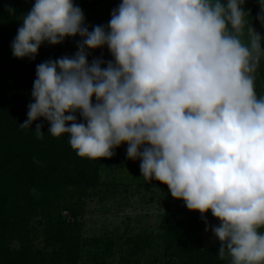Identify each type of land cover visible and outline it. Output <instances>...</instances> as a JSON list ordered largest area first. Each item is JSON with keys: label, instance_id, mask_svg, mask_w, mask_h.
I'll use <instances>...</instances> for the list:
<instances>
[{"label": "trees", "instance_id": "1", "mask_svg": "<svg viewBox=\"0 0 264 264\" xmlns=\"http://www.w3.org/2000/svg\"><path fill=\"white\" fill-rule=\"evenodd\" d=\"M150 1L162 5L151 32ZM184 15L166 0H0V50L14 49L12 62H0V264L84 261L96 242L82 241L77 216L103 166L87 135L102 136L101 146L125 134L159 137L167 264H238L255 251L240 219L231 241L205 249L194 191L206 167L236 151L251 155L254 145L264 155V0H205L192 30ZM221 43L231 44L227 61ZM219 192L245 221L264 215L235 182ZM132 244L147 246L141 237Z\"/></svg>", "mask_w": 264, "mask_h": 264}, {"label": "rangeland", "instance_id": "2", "mask_svg": "<svg viewBox=\"0 0 264 264\" xmlns=\"http://www.w3.org/2000/svg\"><path fill=\"white\" fill-rule=\"evenodd\" d=\"M177 9L184 11L188 29L199 24L198 13L205 0L194 4L184 0H166ZM188 1V0H187ZM186 1V2H187ZM106 3L99 9V29L104 30L107 22ZM162 5L149 2L147 30L157 29L161 20ZM240 42L249 43V35L241 32ZM231 44H220V61H227ZM14 49L0 50V62L10 63ZM99 143L98 152L103 157L100 186L91 191L81 202L77 216L81 224L82 241L96 242L84 250L85 259L81 264H167L162 251L160 225L165 215L164 194L158 185L160 140L157 135L125 134L119 145H109L102 136L87 135L86 140ZM254 147V148H253ZM251 146V155L236 151L227 163L206 167L196 180L195 195L202 198L204 222L201 237L205 249L231 241L234 237L236 219L244 221L250 233L255 251L238 264H259L264 251V215L246 220L243 212L225 208L221 204L219 188L235 182L238 188L251 191L264 205V155L256 146ZM215 191L208 192L207 186ZM69 219V213H64ZM76 221L74 217H70ZM138 237L147 242L143 251L132 244ZM15 244V243H14ZM36 248L43 247L36 239Z\"/></svg>", "mask_w": 264, "mask_h": 264}]
</instances>
